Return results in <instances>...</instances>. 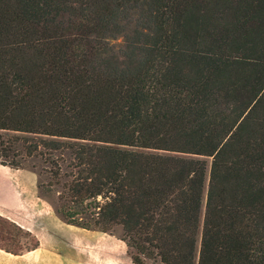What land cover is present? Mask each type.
Here are the masks:
<instances>
[{
    "label": "trees",
    "instance_id": "16d2710c",
    "mask_svg": "<svg viewBox=\"0 0 264 264\" xmlns=\"http://www.w3.org/2000/svg\"><path fill=\"white\" fill-rule=\"evenodd\" d=\"M0 130L134 264H264V0H0Z\"/></svg>",
    "mask_w": 264,
    "mask_h": 264
},
{
    "label": "rangeland",
    "instance_id": "374dc122",
    "mask_svg": "<svg viewBox=\"0 0 264 264\" xmlns=\"http://www.w3.org/2000/svg\"><path fill=\"white\" fill-rule=\"evenodd\" d=\"M122 42L121 38L112 40V43L118 45ZM2 137L7 140L11 139L16 133L7 130H0ZM23 136L22 134H19ZM25 136H33L25 134ZM16 148L20 150V145L17 143ZM22 156L18 159L22 164L21 167L11 169L18 170L15 175V180L18 185V195L22 193L23 201L14 199L11 192L8 190L0 192V208L8 212L18 222L25 227L30 228L36 234L39 242L46 248L53 247L61 243L65 248L70 242H95L96 240H104L111 242L113 240H122V230L119 226H113L107 231H102L100 228H85L95 231L103 239H98L95 232L87 231L79 227H71L74 224L67 223L66 220L58 212V190L60 186L49 185L50 177L47 173L48 164L45 163L40 156H26L20 150ZM67 151L64 152V157L68 158ZM8 168V166L6 167ZM8 170V169H6ZM12 177V175H10ZM48 210V211H43ZM89 218V213L84 215V219ZM78 226V225H75ZM84 228V227H82ZM108 236V237H107ZM111 237V238H110ZM71 246L67 249L70 250Z\"/></svg>",
    "mask_w": 264,
    "mask_h": 264
},
{
    "label": "crops",
    "instance_id": "0c3cea01",
    "mask_svg": "<svg viewBox=\"0 0 264 264\" xmlns=\"http://www.w3.org/2000/svg\"><path fill=\"white\" fill-rule=\"evenodd\" d=\"M7 166L8 165H2L0 163V192L1 190L6 191L9 189L11 196L14 199L23 201V195L20 193L19 198V187L17 182L14 181L16 173L21 171L11 169L9 166L6 168ZM10 175H12V177ZM4 210L5 208H0V215L15 221L23 228L29 230L38 239L33 230L22 225ZM70 226L75 228L79 227L75 225ZM79 228L87 230L82 227ZM95 233L97 234L98 239L106 238H101L97 232ZM68 246H71L70 250L67 249ZM127 250V245L123 240L115 241L113 239L111 242L104 240H96L95 242L73 241L67 243L65 248L61 243H58L53 247L46 248L39 242V245L35 249L24 251L20 254H13L0 248V264H134L129 257Z\"/></svg>",
    "mask_w": 264,
    "mask_h": 264
}]
</instances>
